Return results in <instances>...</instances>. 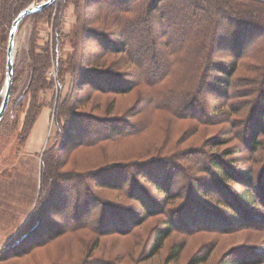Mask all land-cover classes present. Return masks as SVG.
<instances>
[{"label": "trees", "instance_id": "16d2710c", "mask_svg": "<svg viewBox=\"0 0 264 264\" xmlns=\"http://www.w3.org/2000/svg\"><path fill=\"white\" fill-rule=\"evenodd\" d=\"M33 1L0 0V87L11 23ZM69 8L75 19L64 33ZM52 10L26 18L34 25L25 83L13 106L24 111L21 125L14 122L20 152L41 109L55 102L38 197L29 220L0 251V263L65 238L52 262L122 264L131 256L91 260L99 240L115 236L129 239L124 249L133 255L149 238L132 263L143 264L173 234L228 233L221 227L231 224L222 216L236 230L246 228L264 205V155L253 170L242 168L247 160L235 158L241 152L235 147L179 152L178 142L167 149L163 142L172 121L192 125L191 133L226 123L238 142L243 132L234 135L235 124L248 122L255 126L241 141L245 149L264 148V0H59ZM41 21L48 27L44 38L36 31ZM121 97L131 102L122 107ZM212 193L224 212L210 206ZM181 215L184 231L174 218ZM183 245H173L167 260ZM210 252L189 264L205 262Z\"/></svg>", "mask_w": 264, "mask_h": 264}, {"label": "rangeland", "instance_id": "374dc122", "mask_svg": "<svg viewBox=\"0 0 264 264\" xmlns=\"http://www.w3.org/2000/svg\"><path fill=\"white\" fill-rule=\"evenodd\" d=\"M35 1L40 2L42 0ZM58 2L59 0H56L53 4V12L55 11ZM74 19L75 17L72 9H67L63 17L62 32L67 33L69 31ZM33 25V20L25 19L17 29L14 42V85H12L14 89L11 86L10 104L8 103L7 109L0 121V251H2L6 244L19 233L21 228L31 216L34 204L38 197L39 160L43 150L47 146V138L52 125L54 113V101L51 107H44L41 109L39 115L44 109H48V115L47 118L44 119L43 124V136L35 140L30 137L29 142L28 137L25 144L22 146L21 151L17 152V135L20 127L15 125L14 122L17 121L18 124L21 125L23 120L22 112L24 113V111H22L20 107L13 106H15V102L17 101L22 86L25 83L26 65L28 63L27 49ZM47 28L48 27L44 25L42 21L38 23L36 31L38 32L39 38H44L46 36ZM48 75L52 77L53 73H48ZM3 85L0 87V101ZM67 92L68 83L65 82L62 88V97ZM54 95V98L56 99L57 92H54ZM50 98V95H47L48 102H50ZM97 98L102 101L106 99L103 96H98ZM117 100L118 103L123 101L121 103L123 104L122 107L131 102L129 97H121ZM250 110V106L247 105L245 107V111L249 112ZM258 110L259 108H256V111ZM223 116L226 117V115ZM226 118L228 119V117ZM234 118L238 119L237 117ZM36 121L32 129L35 127ZM254 122L257 123L256 120ZM247 123L248 122H238L235 124L236 129H234V135L243 132L242 139L249 135L255 124L251 123L247 126ZM191 127L192 125L186 122L172 121L170 127L171 133L164 139L163 146L167 149V147L170 148L168 145L178 142L179 152L194 148L193 150L204 149L209 153L215 152V154H220L227 148L231 149L232 147H235L241 151L235 158H238L239 160H247V162L241 165L242 168H250L253 165V170L258 167L260 157L264 155L263 147H260L256 153L248 152L245 149V144L241 142L243 141L242 139L238 142L232 137V128L229 124L219 123L216 126L201 127L202 130H194L193 133L188 131ZM185 132L187 133L183 135ZM214 138L220 139V142L222 143L218 148L208 145L209 140ZM53 143H55V138L50 142L51 145ZM136 146L137 143H135V146L133 147ZM126 149L128 148H125L124 150ZM251 159L253 160L252 163ZM169 162L174 164L176 161L172 158ZM172 170V168H169L170 172ZM196 189L197 188L194 184L193 191ZM236 190H238V188H236ZM110 195L113 196V194ZM210 196H212V198L208 200L206 199L211 204L210 206L212 208L213 206H218L220 211L224 212L225 209L222 206V203L218 200L216 194L214 195V193H212ZM224 197L227 198V196ZM179 202H175V204ZM51 215L52 214H49L48 216L51 217ZM209 215H214V213ZM252 215L253 218L250 219L251 222L246 225L247 227L239 230H236L235 224L228 219V216H222L223 222L229 221L231 224L229 226L221 227L230 230L226 234L221 233V231H217L216 233L196 231L188 233V235L173 234L164 243L163 248L159 251V253H157V255L144 260L142 263L163 264L164 262V264H189L190 259L194 257V255L197 256L199 254H203L211 248L208 259L199 264H221L226 260L231 261L235 259L243 264H264V205H260V207L252 212ZM174 218L176 221L180 222L178 223L179 227H181L184 231L185 227L182 224L184 216H175ZM152 221L147 224L152 226L155 224V221ZM60 242H65V238H61L60 240L45 247L37 248L33 251V255L31 253L19 258H12L9 261L3 263L1 262L0 264H58L59 261L52 262V256L54 250L61 246ZM126 242H129L128 238L115 236L104 237L99 240V245L95 248L93 255L91 256L93 259H90L92 261H96L97 256L104 255L118 256L117 258H119L120 256L127 254L131 256L128 261H120V263L132 264L141 251L143 253L146 252V249L151 241L149 242V238L145 239L141 248L136 247V249L133 250V253L136 252L135 255L131 253L132 250L124 249V244ZM181 243H184V245L178 257L168 261L167 258L171 247ZM46 257H48L50 261H48Z\"/></svg>", "mask_w": 264, "mask_h": 264}, {"label": "water", "instance_id": "95a60500", "mask_svg": "<svg viewBox=\"0 0 264 264\" xmlns=\"http://www.w3.org/2000/svg\"><path fill=\"white\" fill-rule=\"evenodd\" d=\"M55 2L56 0L33 1L19 12L11 23L6 44L4 85L0 101V121L7 109L10 99L14 71V42L17 29L27 17L44 11Z\"/></svg>", "mask_w": 264, "mask_h": 264}, {"label": "crops", "instance_id": "0c3cea01", "mask_svg": "<svg viewBox=\"0 0 264 264\" xmlns=\"http://www.w3.org/2000/svg\"><path fill=\"white\" fill-rule=\"evenodd\" d=\"M47 113H48V109H44L41 112V114L39 115V117L36 121L35 127L32 129V131L30 133L28 142L30 140V137H31V139L33 138V140H35V139L41 138V136H43V124H44V119L47 118V115H48Z\"/></svg>", "mask_w": 264, "mask_h": 264}]
</instances>
